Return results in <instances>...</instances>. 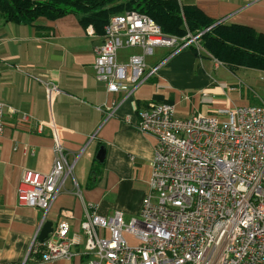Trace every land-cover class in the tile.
<instances>
[{"label":"crops","instance_id":"0c3cea01","mask_svg":"<svg viewBox=\"0 0 264 264\" xmlns=\"http://www.w3.org/2000/svg\"><path fill=\"white\" fill-rule=\"evenodd\" d=\"M159 1L193 15L196 30L216 22L220 36L237 33L264 39V0ZM85 23L75 13L7 21L0 10V102L9 107L0 136V264H86L79 254L72 260L42 262L29 253L43 214L20 205L18 189L25 170L51 172L52 122L68 157L80 158L47 221L53 228L67 223L69 236L80 243L78 251L85 244L81 224L88 212L103 217L119 212L128 223L140 211L156 148V139L138 129L140 113L149 103L170 104L176 117L186 119L195 114L225 118V111L264 101V71L229 66L213 56L205 41L201 52L190 48L173 54L171 49L156 48L145 60L148 69L162 65L158 73L130 96L111 93L97 81L93 68L105 23ZM141 53L138 48L122 49L118 60L126 62ZM53 86L59 93L50 101L48 89ZM23 115L30 120L24 121ZM101 149L102 162L97 159ZM125 238L136 243L129 235Z\"/></svg>","mask_w":264,"mask_h":264},{"label":"built area","instance_id":"2783aa9c","mask_svg":"<svg viewBox=\"0 0 264 264\" xmlns=\"http://www.w3.org/2000/svg\"><path fill=\"white\" fill-rule=\"evenodd\" d=\"M214 26L179 37L165 34L136 11L114 15L96 49L95 77L109 92L130 96L161 68H147L145 59L156 48L173 54L190 48L201 52L204 35ZM134 48L142 53L118 60L120 50ZM57 93L55 86L49 88V100ZM6 110L0 102V136ZM223 114L225 118L195 114L180 119L172 105L149 103L140 113L138 129L156 139V148L140 211L128 223L119 212L109 217L88 212L81 224L85 244L78 251L80 243L69 236L65 222L39 241L47 214L74 177L80 158L68 157L52 122L51 172L25 170L18 189V203L43 214L29 253L42 262L72 260L79 254L86 264H264V101ZM23 120L30 119L23 115Z\"/></svg>","mask_w":264,"mask_h":264},{"label":"trees","instance_id":"16d2710c","mask_svg":"<svg viewBox=\"0 0 264 264\" xmlns=\"http://www.w3.org/2000/svg\"><path fill=\"white\" fill-rule=\"evenodd\" d=\"M117 1L119 0H0V10L5 14L7 21H33L40 16L56 18L75 13L82 17L84 24L85 21L103 22L105 26L112 13L136 11L153 19L165 33L175 36H183L187 32L194 34L215 25L203 38L205 46L215 58L229 66L264 71V39L260 37L239 36L237 33L220 36L221 25H216V22L196 30L191 25L193 15L185 11L181 14L178 7L172 3L159 0H121L123 3L120 5L108 8ZM195 19L199 20L198 17Z\"/></svg>","mask_w":264,"mask_h":264},{"label":"water","instance_id":"95a60500","mask_svg":"<svg viewBox=\"0 0 264 264\" xmlns=\"http://www.w3.org/2000/svg\"><path fill=\"white\" fill-rule=\"evenodd\" d=\"M104 155H105L104 150L101 149L99 154H98L97 159L100 162H102L104 160ZM52 230H53V224L51 222L47 221L45 223L40 235H39V241L43 242L44 240H46L48 235L52 232Z\"/></svg>","mask_w":264,"mask_h":264},{"label":"rangeland","instance_id":"374dc122","mask_svg":"<svg viewBox=\"0 0 264 264\" xmlns=\"http://www.w3.org/2000/svg\"><path fill=\"white\" fill-rule=\"evenodd\" d=\"M132 244V243H131Z\"/></svg>","mask_w":264,"mask_h":264}]
</instances>
